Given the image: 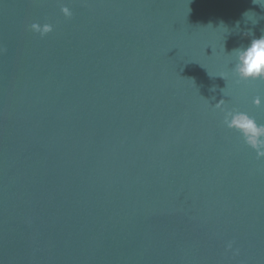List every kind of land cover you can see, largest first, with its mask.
<instances>
[{
	"label": "water",
	"instance_id": "obj_1",
	"mask_svg": "<svg viewBox=\"0 0 264 264\" xmlns=\"http://www.w3.org/2000/svg\"><path fill=\"white\" fill-rule=\"evenodd\" d=\"M247 10L264 17L252 0H0V264H264V158L212 106L264 123V82L230 72L264 32Z\"/></svg>",
	"mask_w": 264,
	"mask_h": 264
},
{
	"label": "clouds",
	"instance_id": "obj_2",
	"mask_svg": "<svg viewBox=\"0 0 264 264\" xmlns=\"http://www.w3.org/2000/svg\"><path fill=\"white\" fill-rule=\"evenodd\" d=\"M253 4H264V0H252ZM262 8V7H261ZM60 12L66 18L72 16V12L69 7L61 6ZM243 22L245 24H251L255 26L260 19L264 17L257 16V14L251 10H247L242 14ZM241 21L235 22V30L239 31ZM30 29L33 32H37L41 37L45 36L52 31V26L48 23L43 25L38 23H32ZM223 28L224 33L229 29L221 21L219 28ZM251 39L247 46H240L234 48L231 51V57L234 58V63L230 68L231 74L235 77V83L241 82L259 81L264 82V32L257 38L254 36L251 28L247 30ZM224 51V46H223ZM212 76V75H210ZM216 76L222 77L225 81L227 79L226 73L221 72ZM224 88L222 89L223 96H225ZM261 96L256 95L252 98V106L259 108L261 106ZM214 109L222 112V125L230 131L235 132L242 142L256 154V157L264 158V123H260L257 119L250 114L249 110L242 109L240 107H227L226 100L220 99L215 104H212ZM226 250H232V243L229 242ZM237 254L233 251V255Z\"/></svg>",
	"mask_w": 264,
	"mask_h": 264
}]
</instances>
